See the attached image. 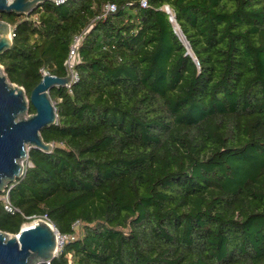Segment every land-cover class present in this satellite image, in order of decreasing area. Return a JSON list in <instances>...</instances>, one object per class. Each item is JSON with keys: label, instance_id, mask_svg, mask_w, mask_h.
I'll list each match as a JSON object with an SVG mask.
<instances>
[{"label": "trees", "instance_id": "1", "mask_svg": "<svg viewBox=\"0 0 264 264\" xmlns=\"http://www.w3.org/2000/svg\"><path fill=\"white\" fill-rule=\"evenodd\" d=\"M139 1L0 15L27 96L82 34L77 81L48 92L52 148L29 149L0 231L46 220L66 237L48 264H264V0Z\"/></svg>", "mask_w": 264, "mask_h": 264}, {"label": "water", "instance_id": "2", "mask_svg": "<svg viewBox=\"0 0 264 264\" xmlns=\"http://www.w3.org/2000/svg\"><path fill=\"white\" fill-rule=\"evenodd\" d=\"M51 1L0 0V15L11 12L29 15L38 4ZM170 21L175 22L174 18ZM174 28L188 50L176 24ZM10 33L11 26L0 19V54L11 47ZM69 82L68 71L64 77L44 74L27 99L24 89L9 82L0 72V192L21 177V161L28 157L29 149L51 150L52 144L45 143L40 135L42 129L54 125L57 120L48 92L54 87H66ZM29 105L35 110L31 115L28 114ZM29 224L16 235L0 231V264H48L56 257L55 228L43 219L32 220Z\"/></svg>", "mask_w": 264, "mask_h": 264}, {"label": "built area", "instance_id": "3", "mask_svg": "<svg viewBox=\"0 0 264 264\" xmlns=\"http://www.w3.org/2000/svg\"><path fill=\"white\" fill-rule=\"evenodd\" d=\"M68 1H71V0H52L51 2L54 5H62V4L67 3ZM139 7L146 8L147 7V0H140L139 1ZM115 10H116V7H115L114 4L107 3V4H105L103 6V8L101 10V13L99 14V16L96 17V19H103L109 13H113ZM164 11L167 14L170 15V19L173 18V14H172V12H171V10L169 9L168 6H164ZM13 36H14L13 29L11 28L10 38L12 39ZM81 41H82V34H76V35L73 36V38L71 40V44L69 46V51H68L67 59L65 61V68H67L66 71H68V74L70 76V82L66 86L69 89V91H70V86L72 85V83L76 82L77 79H78V76H77V73L75 72L74 66H75V63H76L77 51H78V48L80 46ZM40 71H41L42 76L44 74H48V72H46L43 69H41ZM25 159L27 160V158H25ZM27 162H28V165H26V166H31L28 160H27ZM26 166L23 165L22 175L25 172V167ZM15 183H16V181L13 184L8 185L1 192L2 194L0 195V202H2L3 208L8 213H14V212H17L18 211V209L16 207H14L13 205H11V203L9 201V192H10V189L15 185ZM55 232H56V240H57L58 251H59L62 248L63 242L65 241L66 237H62L61 235H59L57 233V231H55Z\"/></svg>", "mask_w": 264, "mask_h": 264}, {"label": "rangeland", "instance_id": "4", "mask_svg": "<svg viewBox=\"0 0 264 264\" xmlns=\"http://www.w3.org/2000/svg\"><path fill=\"white\" fill-rule=\"evenodd\" d=\"M0 72H1L2 74H4V72H3L2 69H1ZM26 98L28 99V96H27V95H26ZM52 105L54 106V105H55V102L52 101ZM26 116H27V115H25L24 118H26ZM21 164L24 165V166H26V165H28V162H27L26 159H24V160L21 161ZM28 224H29V223H28ZM23 226H27V224H26V225H23ZM75 230H76V235H78V233H79V227H76Z\"/></svg>", "mask_w": 264, "mask_h": 264}, {"label": "bare ground", "instance_id": "5", "mask_svg": "<svg viewBox=\"0 0 264 264\" xmlns=\"http://www.w3.org/2000/svg\"><path fill=\"white\" fill-rule=\"evenodd\" d=\"M30 224H27V226H29ZM23 227H26V226H23Z\"/></svg>", "mask_w": 264, "mask_h": 264}]
</instances>
